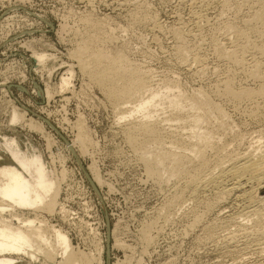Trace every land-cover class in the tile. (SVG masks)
<instances>
[{
    "label": "rangeland",
    "instance_id": "374dc122",
    "mask_svg": "<svg viewBox=\"0 0 264 264\" xmlns=\"http://www.w3.org/2000/svg\"><path fill=\"white\" fill-rule=\"evenodd\" d=\"M247 1L0 0V143L3 136L14 138L23 152L41 155L46 169L55 178L58 196L54 211L41 209L36 216L45 224L56 225L67 232L77 251L94 254L98 258L101 252V264H264V250H255L258 246L255 243L259 242L257 239L255 242L258 226L245 216L246 222L240 214L237 216L239 207L233 197L224 198L222 203H213L214 191L207 188L205 192L197 194L200 200L191 195L190 199L192 191L184 188L183 176L182 179L170 177L167 183L164 179L160 184V181L156 182L157 179L148 177L138 154L128 145L126 131L123 130L129 123L137 121L138 116L131 121L119 120L120 108L117 107V111L114 108L116 104H111L105 92L81 71L78 59L73 54L86 33H95L102 37L98 43L100 47L111 53L123 49L131 62L149 72V84L153 88L157 84L155 88L161 90L164 84L171 83L175 86L174 93L177 89L187 96L204 92L207 97H212L210 100L216 106L219 104L218 107L227 117L226 123L224 115L212 116L214 125L209 119L212 126L210 123L207 125L213 129H210L212 133L215 135L218 132L214 140L222 143L225 153L227 149L228 153L233 154L236 148L241 152L251 146L255 139V145L264 143L261 137L264 136V95L257 93L241 101L230 98L223 89L227 83L233 82L234 86H231L235 90L245 87L258 92L264 82V23L259 21V24L252 19L264 6V0ZM87 18L100 21L101 30L91 27ZM249 20L253 23L246 24ZM232 25L245 29L247 38L231 33L234 31ZM246 25H250V29L257 27L256 31L251 32L253 29ZM175 30L180 32V37ZM109 35L111 39L105 40L104 37ZM242 43L245 47H242ZM216 44L222 46L221 49L227 48V51L232 45L234 51L241 52L236 54L239 55L237 62L233 63L235 59L222 54L226 51L220 50ZM176 46L185 47L181 50L187 49L186 56ZM35 53H45L47 57L43 63H38ZM240 55L244 56L241 57L243 61ZM253 59V63L260 61L258 71L261 72L253 71L256 70L252 69L255 68ZM250 71L255 74L251 75ZM63 76H71V82L68 88L61 90L59 84ZM46 88L51 90L50 95L45 93ZM121 107L125 110L123 107L126 105ZM257 107L261 109L259 112ZM13 108L21 114L24 111V117L18 123L10 122ZM166 108H159L154 113L160 119L163 115L171 117V121L167 120L169 123L166 120L163 123L164 120L157 117L158 123H163L159 127L170 128L166 130L168 132L164 129L161 132L165 131L166 136L169 134L168 140L178 138L185 143L189 127L187 124L185 128L180 125L187 121L176 123L177 118L173 115L176 118L173 119L172 110ZM261 112L262 117H259ZM217 118H221L224 124H217L221 123ZM40 123L44 129L38 125ZM80 126L88 131L93 142V145H87V149L78 143ZM220 127L228 128L224 132ZM173 131L179 134L175 133V136ZM219 132L224 133V139H221L223 134ZM222 140L227 144L224 145ZM211 149H207L206 155L209 161L213 159L211 165L214 166L216 156H223L224 152ZM4 150L0 144V166L1 163L13 164ZM179 193L185 197L181 203L175 204L172 213H167L166 205L174 194L179 196ZM60 207L65 209L63 213H60ZM162 207L166 212L162 211ZM195 212L201 216V219L198 217L199 221L195 218ZM163 213L168 215L163 216ZM261 224L259 232L264 228L263 221ZM243 226L249 232L242 229ZM252 227L255 230H251L254 229ZM252 232L256 233L255 236ZM232 234H235L238 244H244L245 247L241 245L243 250H224L222 239ZM100 244L102 248L97 249ZM40 255L36 260L22 255L17 261L18 264H57L60 259H45ZM94 264L98 263L95 261Z\"/></svg>",
    "mask_w": 264,
    "mask_h": 264
},
{
    "label": "bare ground",
    "instance_id": "6f19581e",
    "mask_svg": "<svg viewBox=\"0 0 264 264\" xmlns=\"http://www.w3.org/2000/svg\"><path fill=\"white\" fill-rule=\"evenodd\" d=\"M257 1H260V0H257ZM246 2H248V1L246 0ZM120 4H122V3H120ZM234 7H236V6H234ZM253 17L254 18H252V19L254 21L256 19L258 22L260 21V22H262V24L264 23V6L263 5L260 9H258V12H256V15L254 14ZM86 21L91 25V27H94L96 29L101 30L100 21H95V20H92L89 18H87ZM257 21L254 23H257ZM260 22H259V24H260ZM250 23H251L250 20L248 22H246V24H250ZM242 24H244V23H242ZM232 26H234V25H232ZM236 26H237V24H236ZM239 26L240 25H238V27ZM249 26L250 25H248V26L246 25V27H248L250 29ZM251 26H253V25H251ZM228 27L231 28V26H228ZM253 27H255V26H253ZM256 28L257 27H255V29ZM157 29H159V28H157ZM241 29H243V28H241ZM241 29L234 26V28H233L234 31H232L231 33L235 32L238 35V37H240V35L241 36L244 35L245 38H247L248 34H246V31H244L245 29L244 30H241ZM251 29H253V28H251ZM255 29L251 30V32H253ZM175 33H177L176 30H175ZM178 33H180V32H178ZM235 33H234V35H235ZM177 34H176V36H177ZM251 35H253V33ZM83 36H85V34ZM178 36H179V34H178ZM235 36H234L233 41H235ZM244 36H243V38H244ZM181 37H182V34H181ZM230 38H231V35H230ZM104 39L110 40L111 35L104 37ZM239 39L240 38H238V40ZM255 40H257V38ZM81 41H82L81 45L73 52L74 56L78 59V63H79L78 65H80V68L82 69L81 71H83L85 74H87V76H89L88 78H90V80H92L95 84H97L100 87V89H102L105 92L104 94H106L107 98L110 99L109 101L112 102L111 104H113V103L116 104V107H114L115 109L117 107L120 108L119 110H121V111L118 113L120 115L117 116L119 120H122V119L126 120L127 119V120L131 121V119H133V120H135L134 118L137 119V116L139 118V119H137V121L135 120L134 122H131V123H129L127 121V123H129V124L127 126H125L124 129L122 126L121 127L123 130L126 131V138L129 141V142L127 141L128 145H130L131 146L130 148H132L134 150V152H136L138 154V157L140 158L139 160L144 164V169L146 170L145 172L147 173L148 177H152L153 179H157L158 181L155 180L156 182L160 181L158 184L162 183L161 181H163L164 179H165L164 182H166L167 179H169L170 177H173V176H177L178 178L180 177V179H182L184 177L185 178L184 184H186L185 186L183 185L184 188L185 187H187V189L190 188L188 190L192 191L191 194H189V197L191 195V196H193V198H197V196L199 195L198 194L199 192L202 193L205 189L209 188V190H213L214 194H215V198L213 199L214 200L213 203H215V202L222 203L221 201H223L224 198H226V197L228 198L229 196L233 197L234 198L233 201L239 207V208H237V212H236V213H238L237 216L240 214L242 216V219H244L243 217L245 216L248 219H250V222L253 221L255 226H258L256 229V232L258 231L257 236H255L256 233L254 234L252 232L253 235L255 237H257V238H255V242H256V239H257V241H259V242L255 243L258 245V246H256L257 248L255 247L256 248L255 250H257L258 252H261V251L263 252L264 245H263V247L261 245L264 243V234L262 233V232H264L263 231L264 228L262 227L263 229H260L261 230L260 232H259L258 228L260 227L259 225L261 224V222L262 221L264 222V143H262V144L258 143L255 145V143H256L255 141H257L255 139L254 142L251 144V146H249L248 148H244L245 150L241 149L242 150L241 152H238L237 151L238 148H236L237 150H235L234 151L235 153H233V154H232V152L228 153L227 149H226V153H225L224 152L225 147L223 145H221L222 143L219 144V143H217L218 141H215L216 139L214 140V136L216 134H218V132H216V134L214 135L211 131L213 129L209 128L207 125L208 123L213 121L214 118L212 119V116L213 117H217V116L222 117V115L225 114V112L222 111V108L220 109L218 107V105H219L218 103L216 106V103H213L211 101L212 97L211 98H209V96L207 97L206 94L202 91L200 93L194 92L195 95H190V96H187L185 93L181 92L179 89H177L176 92L174 93L173 87H175V86L172 85L171 83L169 85L166 82H164V83H166L167 85L162 82L165 86H163V89H161V90H160V88H157V89L155 88L157 84L153 88L151 86V84H149V82H151V81H149V77H150V76H148L149 72L148 73L145 72L144 68L142 70L141 65H140L141 66L140 67L139 65H137V64L135 65V63L131 62L130 59L127 58L125 52L122 51L123 49L116 50L113 53H111L110 50L104 49V47H100V45H98V43L100 41H102V37H100V35L98 36L95 33L94 34L86 33L85 39L81 40ZM238 43H239V41H238ZM232 44H236V43H232ZM242 44L240 46H242ZM217 45L219 46V44H216V46ZM220 45H221V43H220ZM227 45H229V44H227ZM237 45H238L237 47H239V44H237ZM221 47L222 46H219L220 50L226 51L224 53L221 52L222 54H225V55L235 59V61L233 63L237 62V59H238L237 56L239 57V55L236 56V54H239L241 52H239L237 50L238 51V53H237L236 49L234 51V48H232V45H229V48H230V49L228 48L229 51H227V48L225 50V48L221 49ZM235 47H236V45H235ZM242 47H245L244 44ZM262 47H263V45H262ZM177 48H179V47H177ZM181 48L182 47H180L179 50H181ZM184 49H185V47L182 48V50H184ZM237 49H239V48H237ZM258 49H260V48H258ZM179 50L178 49L176 50L177 53ZM182 50L180 52H184V54L183 53L182 54H183V56H186L185 53H187L186 52L187 49H186V51H182ZM215 51H216V47H215ZM39 53H41V52H39ZM39 53L38 54L35 53L34 56H35L36 60L39 61L38 63H41V62L43 63L45 57H47V56L45 55V53H43V54H39ZM179 55H181V54L179 53ZM219 55H221V54L219 53ZM178 57H180V56H178ZM241 57H244V56L240 55V60L242 59ZM194 59H195V57H194ZM196 60L198 61V59H196ZM240 60H238V61H240ZM242 61H243V59H242ZM253 61H254V59L252 60V63H253ZM236 64H238V63H236ZM253 64H254L255 68H252V69H256L253 71H255L257 73L261 72V71H258L259 65L261 66L260 61L259 62L255 61ZM242 66H241V68H242ZM235 69H237V68H235ZM252 69H250V70H252ZM239 70H241V69H239ZM255 72H252V74H251V71H250V74L253 75V74H255ZM70 74L72 75V72H70ZM230 76H232V75L230 74ZM70 77L69 76H67V77L63 76L61 78V81L59 84L61 90L68 88V86L70 85V82H71ZM229 81H226V82H229ZM262 83L263 84H261V87L260 88L258 87L259 88L258 92H256L257 90L254 92V91L249 90V89H244L245 87L244 88L241 87L242 89L240 88L241 90L238 91V90H235L234 88H232L230 83H227L226 85L224 84L225 85L224 86L225 88H223L224 94H226L230 98H233L236 100L239 99L241 101H243L242 98L252 97V95L254 96V94H257V93L264 95V82L262 81ZM160 85H159V87H160ZM45 93H49L47 95H50L51 90L47 89V92H45ZM222 93H223V91H222ZM222 93H221V95L223 96ZM210 94L213 95L212 92ZM226 95H224V96H226ZM261 95H259V97ZM216 97H218V96H216ZM262 98H263V96H262ZM252 100H254V99H252ZM252 100H251V102H252ZM233 102H234V100H233ZM236 102H238V101H236ZM258 104H256V105L260 106ZM125 105H126V107H123V108H125V110H122L121 106H125ZM164 105H166V106H164ZM163 107H165V108L169 107L172 110L171 114H172L173 119L177 118L176 123H179L177 121H180V120H181L180 121L181 123H182V120L187 121V123H184V124L182 123L183 125H180V127L181 126L184 127L187 124L189 127L188 132H186L187 135H185V137L187 136L186 137L187 141L185 143L183 142L184 140H181L183 142L182 143L180 140H178V138H176L177 140L176 139L175 140L174 139L168 140L169 138L167 139V137L169 134L165 133V134H168L166 136V135H164V132L167 129L170 130V128H161L162 125H161V127H159L160 123H162V122L158 123L159 120L157 117H159V115L157 117H155L154 113H156L157 109H159V108H160V110H163L162 109ZM256 109H259V108L257 107ZM119 110H117V111H119ZM255 110L253 112L254 114L256 112ZM260 110L261 109L257 110V112H259ZM262 110L264 112V108ZM168 111L166 110L165 112H168ZM23 112H22V114H23ZM263 112L260 113L259 117H262L261 114ZM162 113L164 114V112H162ZM11 114H12V116L10 118V120H11L10 122H12V123H18L24 117L16 108H13ZM166 115H168V114L166 113ZM173 115L176 118H174ZM162 117L163 118H161V119L164 120L163 123L165 122V120H166V122H168L171 118L170 116H168V118L164 117V115ZM224 117L225 118H223V120H225L227 118L225 115H224ZM210 118H211V121L209 120ZM159 119H160V117H159ZM218 119L220 121L221 118H217L216 120H218ZM119 120H117V121H119ZM225 121L227 123V120H225ZM125 122H122V123H125ZM216 122H218V121H216ZM220 122L221 123H217V124H220V125L224 124L223 123L224 121L223 122L220 121ZM214 124L212 122V125H214ZM38 125L42 129H44V127H43L44 125L42 123H40ZM125 125H126V123H125ZM209 125H211V123ZM228 126L230 127V125H228ZM80 127H81V129H80V133L78 134V143H80V145H81L80 147L83 148L86 146V149H87V147H88L87 145L92 144L93 142L90 138L88 131L86 129H83L82 126H80ZM188 127L186 126V129H188ZM216 127H215V129H216ZM225 127H223V128L220 127V129L225 130L228 128V127L227 128H225ZM161 129H164L165 131L161 132ZM171 129H172V127H171ZM217 129L216 130L219 131V128H217ZM185 131H187V130H185ZM166 132H168V131H166ZM173 132H174V134L177 133L175 131H173ZM183 132H184V130H183ZM224 132H226V130ZM219 133L223 134V135H221L222 137L224 136V133H221V132H219ZM227 133H230V132H227ZM170 134H172V132ZM177 134H179V133H177ZM230 134H232V133H230ZM259 134H260V132H259ZM240 135H243V134H240ZM175 136H176V134H175ZM181 136H183V135H181ZM221 136H219V137L221 138ZM260 136H261V134H260ZM261 137H262V141H263L264 136H261ZM2 138H3V142L0 144L4 147V149H5L4 151H6L8 153L9 157L13 160L14 163L13 164L1 163L2 165L0 166V264H18L17 260H18V258H21L22 255L23 256L26 255L31 260H36L38 254L43 255V257L45 259L53 258L52 260H55L54 257H56V258L59 257L60 259H59V261H57L58 262L57 264H94L95 261L98 264H101L102 263L101 262V255H100L101 252L98 253V255H99V258H98V257H94V254H92V255L88 254L87 255V254L82 253L81 251H77L73 247V245L71 244L70 239L67 235V232L65 233L60 227H56V225L45 224V222L42 219H38L39 217L37 218L36 212L38 210L45 209L49 212H52L55 209V205L57 203L56 197L58 196V189H57V187H55V185H56L55 178L52 175H50V172H48V170L46 169V166H45L43 159H42L40 154H34L33 153L32 155H29L26 152H23L19 148V145L17 144V141L14 138L5 137V136H3ZM224 138L225 137H223L221 139H224ZM258 138H260V137H258ZM218 139L219 138H217V140ZM252 140H253V138H252ZM222 141H224L223 144L224 143L227 144L225 140H222ZM262 141L258 140V142H262ZM238 142H240V141H237V143ZM253 144L255 146H253ZM242 145H244V144H242ZM247 146H248V144H247ZM209 148H212L211 150L214 149V151L216 148V150L218 152H219V150L221 151V153L224 152V155L223 156L218 155L219 157L216 156L217 154L214 152V155L216 154L215 155L216 158L213 162L214 166L211 165L213 159L210 158L212 161H209V159H208L209 157H207L208 155H206L207 149H209ZM1 149H3V148H1ZM221 153H220V155H221ZM212 156H213V154H212ZM181 176H183V177L181 178ZM93 177L97 178V176H93ZM97 179H95V180H97ZM180 179H178V181H180ZM169 180H167V182ZM184 188H182V189H184ZM179 190H181V189H179ZM185 191H187V190H185ZM182 192H180V193L184 194ZM180 193H179V196H176V194H174V197L172 199H170V202L168 201L169 202L168 205H166V203L164 204V205H166L165 210H167V213H172L171 210L174 209L173 207L176 206L175 204L181 203L182 198L185 197V195H183L184 197H181L182 195L180 196ZM190 199H191V197H190ZM197 200H200V199L197 198ZM210 202H212V201L210 200ZM199 204H200V202H199ZM207 204H209V201ZM210 205H212V203ZM195 206H194V208H195ZM212 206H210V207H212ZM210 207H206V209L210 208ZM64 210L65 209L63 207H60L59 211H60V213H63ZM165 210L163 211V207H162V211L166 212ZM31 215H33V217H31ZM162 215L164 216V215H166V213L165 214L163 213ZM196 215L197 216H195V218H197V220L199 221L201 219V216L199 217L197 213H196ZM233 215H235V214H233ZM233 215H231V216L233 217ZM166 216H165V218H168ZM198 217L200 219H198ZM195 218H194V221H195ZM239 218L241 219L240 216H239ZM168 220H166V221H168ZM244 221H245V219H244ZM254 224H252V225H254ZM262 225L263 224H261V226ZM241 228L243 229L244 226ZM252 228H254V229H251V230H255V227H252ZM245 229L246 228H244V230ZM246 230H248V229H246ZM248 232H249V230H248ZM235 233L237 234V231ZM234 235L235 234H232L230 236H227V238L224 237V239H222L221 244L223 245L224 250L230 251V252H232L234 250V252H235L236 249H242L241 245L243 246L244 244H238L239 242L237 243V241L235 240L236 236H234ZM147 236H148V234H147ZM238 236H240V235H238ZM247 240H249V239H247ZM100 247H101V244H100V246L99 245L97 246V249H99ZM243 247H245V246H243ZM96 251L98 252L100 250H96Z\"/></svg>",
    "mask_w": 264,
    "mask_h": 264
}]
</instances>
